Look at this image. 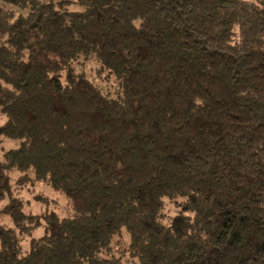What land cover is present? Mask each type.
<instances>
[{"label":"trees","instance_id":"16d2710c","mask_svg":"<svg viewBox=\"0 0 264 264\" xmlns=\"http://www.w3.org/2000/svg\"><path fill=\"white\" fill-rule=\"evenodd\" d=\"M0 264H264V0H0Z\"/></svg>","mask_w":264,"mask_h":264},{"label":"rangeland","instance_id":"374dc122","mask_svg":"<svg viewBox=\"0 0 264 264\" xmlns=\"http://www.w3.org/2000/svg\"><path fill=\"white\" fill-rule=\"evenodd\" d=\"M2 206V203L0 204V207Z\"/></svg>","mask_w":264,"mask_h":264}]
</instances>
